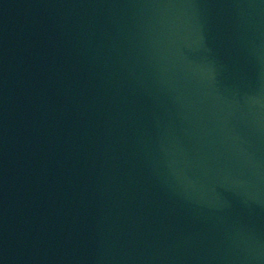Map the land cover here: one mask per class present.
<instances>
[{
  "label": "water",
  "instance_id": "95a60500",
  "mask_svg": "<svg viewBox=\"0 0 264 264\" xmlns=\"http://www.w3.org/2000/svg\"><path fill=\"white\" fill-rule=\"evenodd\" d=\"M0 264H264V0H0Z\"/></svg>",
  "mask_w": 264,
  "mask_h": 264
}]
</instances>
